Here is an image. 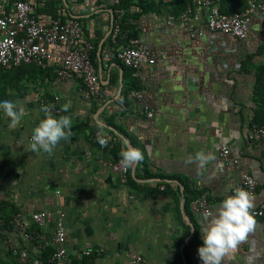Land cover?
Instances as JSON below:
<instances>
[{"label":"crops","instance_id":"obj_1","mask_svg":"<svg viewBox=\"0 0 264 264\" xmlns=\"http://www.w3.org/2000/svg\"><path fill=\"white\" fill-rule=\"evenodd\" d=\"M27 1L41 19L56 14L64 20L80 19L84 37L94 44L92 55L103 93L84 100L79 76L59 82L54 70H45L44 91L50 96L44 99L57 94L61 107L70 102L69 111L61 115L73 120L71 138L62 140L51 155L28 148L33 128L45 116L31 96L21 98L27 114L14 130L1 110L0 179H5L0 198L7 195L17 200L18 210L23 211L61 208L73 263L82 258L87 264H136L135 258L141 256L148 264H188V260L202 264L197 252L203 245L201 230L232 195L241 171L257 181L254 207L264 201V142L252 143L244 133L251 122L264 123V79L257 77L258 67L264 69V12L250 17L248 35L242 40L208 31L193 39L180 26L159 31L160 18L174 11L172 6L161 12L149 10L136 19L130 15L127 24L136 31L140 44L156 54L154 64L143 66L149 78L141 103L154 109V116L146 118L117 101L118 90L126 87L127 69L107 56L116 47L109 40L108 2ZM248 54L254 56L243 64ZM110 76L114 85L109 84ZM107 119L135 140L144 153L149 177L120 184L96 160L88 135L93 128L107 134ZM115 139L122 144L127 141L118 134ZM223 146L229 150L226 157L220 155ZM200 150L216 157L202 171L195 163H186ZM217 164L221 167L216 168ZM159 175L180 181H161ZM9 182L16 187L8 188ZM182 183L206 194L213 206L211 216L190 209L192 218L186 214ZM255 219V231L240 244L230 264H264V219ZM84 249L91 254L81 255Z\"/></svg>","mask_w":264,"mask_h":264},{"label":"built area","instance_id":"obj_2","mask_svg":"<svg viewBox=\"0 0 264 264\" xmlns=\"http://www.w3.org/2000/svg\"><path fill=\"white\" fill-rule=\"evenodd\" d=\"M111 5L113 15L110 25V42L116 46L107 56L118 64L131 70L141 88L126 93L128 107L146 117L154 116V109L142 104L148 74L144 64L152 65L156 54L140 44L137 35H132L125 20L126 9L121 7V0H102ZM76 3L74 9H76ZM78 7V6H77ZM264 12V0H247L243 10L223 12L217 0H189L178 11H166L160 18L157 28L167 32L174 27L184 28L190 38H201L204 31L217 35H229L236 39H245L249 32V20L252 15ZM93 42L84 37V28L80 19L60 18L41 19L36 14L35 6L27 0H0V66L17 67L23 64L35 65L41 69L52 68L59 82L79 76V92L84 100H92L103 92L99 90L100 81L97 66L91 58ZM41 112L47 107L54 116L62 114L59 96L54 94L49 100L39 102ZM1 112V110H0ZM245 137L252 143L264 142V123L251 122L245 129ZM91 136L96 142L98 160L109 167L121 184L127 181L130 169L125 171L120 165V156L111 155L112 138L100 129L93 128ZM109 138L108 146L101 147L98 138ZM31 136L29 137V139ZM229 150L223 146L220 155L226 157ZM233 162L237 163L234 159ZM257 181L248 172L241 171L239 181L233 186L243 188L253 194ZM161 188H163L161 186ZM193 213H213L212 203L206 194H199L189 203ZM255 218L264 219V201L253 208ZM66 214L61 208L36 211L16 210L6 220L0 215V238L7 240V247L17 264H73V257L66 247ZM51 225V228L48 227ZM15 236L17 240L12 238ZM90 249H84L81 255L89 256ZM136 264H148L137 256Z\"/></svg>","mask_w":264,"mask_h":264},{"label":"clouds","instance_id":"obj_3","mask_svg":"<svg viewBox=\"0 0 264 264\" xmlns=\"http://www.w3.org/2000/svg\"><path fill=\"white\" fill-rule=\"evenodd\" d=\"M71 103L62 106L63 112H68ZM0 110L10 120L8 127L16 129L22 118L27 114L23 104L19 101L4 100L0 102ZM43 119L36 125L31 134L28 148L35 153H48L51 155L60 142L67 141L72 136V117L69 115L54 116L47 107ZM109 138L101 136L98 143L107 147ZM120 165L123 170L133 169L143 162L145 156L139 149L132 147L125 141L119 153ZM216 157L211 151L200 150L190 157L186 163H195L199 170H204L214 162ZM221 165L217 164L216 168ZM254 197L243 189L237 188L234 193L227 196L217 208L216 215L211 216L206 229H202L203 245L197 249L202 264H230L241 243L247 241L249 234L253 233L257 221L253 214Z\"/></svg>","mask_w":264,"mask_h":264},{"label":"trees","instance_id":"obj_4","mask_svg":"<svg viewBox=\"0 0 264 264\" xmlns=\"http://www.w3.org/2000/svg\"><path fill=\"white\" fill-rule=\"evenodd\" d=\"M93 1L99 3L102 0H93ZM188 2H189V0H184V3L181 4L179 9L173 8V10L178 11V10L183 9ZM217 2L219 4L220 9L223 12H227V13L243 9L242 7L245 3L244 0H217ZM120 5H121V7L125 8L127 11L125 14L126 22H127V18L130 17V15L134 19H136L141 14L147 12L146 10H147V8H149L147 6L148 3L146 2V0H121ZM150 10H152V9H150ZM60 17L61 16H58V14L54 15V18H60ZM61 20H64V19H62V17H61ZM128 26H129V24H128ZM130 29L132 32L131 34L136 35V31L134 30V28L130 27ZM253 56H254V54H248L246 59L243 60V64H245V62L250 61L253 58ZM91 58L94 62V56L92 54H91ZM119 65L121 67L127 69V74H126L127 80H126V87L122 90V92H120V95H119L117 101L120 102L125 107H128V102L126 101V98H125L127 91L132 90V89H139V88H141V86L139 85L138 81L131 76V70L128 67H125L121 63H119ZM31 70H35V72L44 74L45 70L49 71V70H52V68L50 67V68H46V69H41L39 67H36L35 65H26V64H23V65H20L17 67H7V68L0 66V75L1 74H3V75L12 74V75H15V77H17V76H20L23 72H27V71H31ZM257 77H258V80L264 79V69L262 67H258ZM109 84H111V85L115 84V80L113 79V77L111 78V76L109 77ZM100 86H101V84H100V82H98L99 90L101 88ZM0 98H2V97L0 96ZM255 122H257V121H255ZM257 123H261V122H257ZM104 125L106 127H110L107 135L110 136L112 138V140H114V141H112V148H111V151L114 154V157H119V153L122 149V147H121L122 143L120 144V142H117V139H115L117 134L120 135L123 139H125V140L127 139V141L130 143V145L132 147L137 148V144L135 143V140L129 134H127L120 126H118L114 123H111L110 119L105 120ZM115 133H116V135H115ZM149 175L150 174L148 173V171L145 167L144 161H143L140 164L136 165L134 174H132V172H130L128 179L131 181H134L137 178L149 177ZM158 177L161 179V181H166V180H171V179L172 180L177 179L178 181H180L179 178L175 177V176L159 175ZM182 185H183L182 186L183 187L182 195H183L184 209L186 211V214H188V216L190 218H192V214L189 211V209H190L189 203L192 199H194L195 197H197L201 193L196 191V190H192V189L188 188L184 183H182ZM11 213L5 212V213H0V215L4 216V218L7 220ZM185 226L187 229H189V226L187 224H185ZM194 234H195V231H194ZM11 258L14 260V264H17L16 260L13 257H11ZM87 263L88 262L85 259L81 258L80 261H78V262L76 261L73 264H87ZM188 264H191L189 260H188Z\"/></svg>","mask_w":264,"mask_h":264},{"label":"rangeland","instance_id":"obj_5","mask_svg":"<svg viewBox=\"0 0 264 264\" xmlns=\"http://www.w3.org/2000/svg\"><path fill=\"white\" fill-rule=\"evenodd\" d=\"M146 2L148 3L147 6L149 7L147 8L146 11H149L150 9H152L150 10L151 12L154 10H157V12H161L163 8L166 9V6H169V7L172 6L171 8L179 9L181 4L184 3V0H146ZM44 85L46 84H45V78L43 76V73L41 74V73L35 72V70L23 72L20 76H17V77H15V75H12V74L10 75L1 74L0 75V96L2 98H0V102L4 100H11V101H19L22 104H24L21 98L23 96H31L34 103H36L35 104L36 107L40 109L39 102L42 100H47V99H44L45 95L46 97L50 96L48 92L46 93V91H44L46 89ZM41 96L42 98H40ZM88 136H89V139H91L92 144H94L95 151L93 153L95 155L96 160L99 162L98 160L99 154H98L96 142L93 141V138L91 135H88ZM122 146L123 144H121V147ZM111 155L114 157V154L112 153V151H111ZM99 164L102 165L100 162ZM102 166L108 169V171H110L111 173L115 175V173L109 167L105 165H102ZM4 179L5 177H3L2 180L0 179V185L2 184V181H4ZM127 180H128V177H127ZM16 185L17 184L15 183L9 182L8 188H11V187L14 188L16 187ZM16 202L17 200L11 197H7V195H5L3 198H0V213H5V212L11 213V212H14L15 210H18L20 207L19 205H17ZM11 257L12 256L7 247V240L1 237L0 238V264H14V260Z\"/></svg>","mask_w":264,"mask_h":264},{"label":"water","instance_id":"obj_6","mask_svg":"<svg viewBox=\"0 0 264 264\" xmlns=\"http://www.w3.org/2000/svg\"><path fill=\"white\" fill-rule=\"evenodd\" d=\"M112 18H113V15H112V13H111V21H112ZM119 93H120V89L118 90V94L116 95V97H118ZM188 223L192 226V223L190 222V220H188ZM192 227H193V226H192Z\"/></svg>","mask_w":264,"mask_h":264}]
</instances>
